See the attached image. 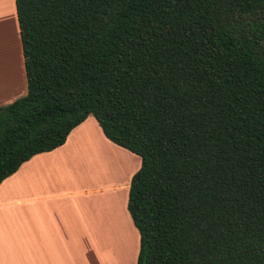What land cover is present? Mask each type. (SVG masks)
<instances>
[{
	"label": "trees",
	"instance_id": "obj_1",
	"mask_svg": "<svg viewBox=\"0 0 264 264\" xmlns=\"http://www.w3.org/2000/svg\"><path fill=\"white\" fill-rule=\"evenodd\" d=\"M14 1L0 183L92 115L140 158L136 264H264V0Z\"/></svg>",
	"mask_w": 264,
	"mask_h": 264
},
{
	"label": "crops",
	"instance_id": "obj_2",
	"mask_svg": "<svg viewBox=\"0 0 264 264\" xmlns=\"http://www.w3.org/2000/svg\"><path fill=\"white\" fill-rule=\"evenodd\" d=\"M11 10L22 54L15 1L0 0V54L4 51L5 55L8 25L12 32L16 30ZM22 64L24 70L23 61ZM94 139L107 149L125 154L128 162L112 151L96 148ZM96 150L101 158L96 162L103 174L101 179L111 184L97 182L100 178L95 180L93 176L80 178V172L94 159ZM117 165L122 166L116 168ZM139 167V156L107 139L95 118L89 115L69 132L62 145L35 154L0 183V264H83L88 251L102 261L116 262L123 255L120 251L126 253L127 248L132 250L134 246L128 226L116 233L118 239L114 241L100 237L101 241L96 240L99 245L85 243L80 232L94 237L98 232H115L114 210L106 197L109 192L116 193L112 205L117 216L121 214L123 198V210L134 226L127 198L131 177ZM110 262L114 263L107 264Z\"/></svg>",
	"mask_w": 264,
	"mask_h": 264
},
{
	"label": "rangeland",
	"instance_id": "obj_3",
	"mask_svg": "<svg viewBox=\"0 0 264 264\" xmlns=\"http://www.w3.org/2000/svg\"><path fill=\"white\" fill-rule=\"evenodd\" d=\"M10 12H12V10ZM12 14L14 17L16 30H14L12 32L11 28L9 27L10 25H8V29H10V30H7V35H5L6 39H5V46H4L5 52L7 50L8 54L6 53L7 55H5L4 51H2L0 54V105H4L6 103H9L12 100L24 95L26 92V80H25L23 64H22L23 58H22V54H21V50H20V46H19V39L17 36V24H16V20H15L16 18H15V15L13 12H12ZM4 34H6V32H4ZM12 45H14V46H12ZM9 52H11V54H9ZM2 54H3V56H2ZM13 63H14V65H13ZM13 66H15V71H13L14 70ZM16 66H18V67H16ZM93 141L95 142V144H93V145H95L96 148H97V146H99L100 148H105L104 146L99 144L98 140L94 139ZM105 149H107V148H105ZM107 151H112V150L107 149ZM112 152H114V151H112ZM114 154L121 156L125 160V162H128L127 156H125V154H122L119 152H114ZM93 155H94V159H92L90 161L88 167L83 172H80V178L85 179L86 177L88 178V176H93L95 180H96V178H100V180L98 179L97 182L107 183L103 179H101V178H103L102 177L103 174H102V172H99L100 170H99V168H97V165H96L99 162V161H97V159L98 160L101 159V158H99L100 157L99 151L98 150L94 151ZM120 166H122V165H117L116 168H118V167L120 168ZM107 184H111V182H108ZM124 193L125 192H123V190L120 191V194L122 197H123ZM115 194L116 193H112V192H109L108 194H106V197L108 199L107 203L114 210L113 217L116 218L115 232L114 233L113 232L112 233L98 232V233H96L97 236H95V237L93 235L86 236V232H80V237L84 238L85 243L88 242V244L99 245L100 243H96V242H98L96 240H100L101 239L100 237H102L103 240H107V242L109 240L114 241V240L118 239V235L116 233L119 230L120 231L122 229L124 230V228L128 226L127 232L128 233L131 232L132 236L134 238L133 239L134 240V246H133L132 250L131 249L129 250V248H127L126 253H125V251L122 253L120 251V254H123V255H121V256L119 255L117 257L116 262L114 259L109 260V261H114V263L110 262L111 264H136L137 255H138V246H139V234H138L137 229L132 224H130V222H129L130 220H128V218L126 217V214L123 210V203H122L123 198L121 199V203H120L121 214L119 216H117L116 209L112 205V203L114 202L113 196ZM117 220H118V222H117ZM124 238H126L127 241L129 240L127 238V235H124ZM115 243H116V241H115ZM91 252H90V255H89V251L86 254H84L83 264H107V262H109V261H102L99 258L94 257V255H92Z\"/></svg>",
	"mask_w": 264,
	"mask_h": 264
},
{
	"label": "bare ground",
	"instance_id": "obj_4",
	"mask_svg": "<svg viewBox=\"0 0 264 264\" xmlns=\"http://www.w3.org/2000/svg\"><path fill=\"white\" fill-rule=\"evenodd\" d=\"M15 40V39H14ZM12 46H14V45H12ZM99 251V250H98ZM98 253V252H97ZM97 253H95V256L97 255ZM103 253V252H102ZM105 255H106V253H105ZM103 256V254H101V257ZM97 257V256H96ZM105 258H107V256H104Z\"/></svg>",
	"mask_w": 264,
	"mask_h": 264
}]
</instances>
